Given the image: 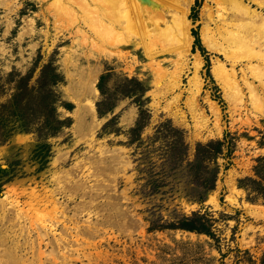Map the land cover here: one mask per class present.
Returning a JSON list of instances; mask_svg holds the SVG:
<instances>
[{"label":"rangeland","instance_id":"rangeland-1","mask_svg":"<svg viewBox=\"0 0 264 264\" xmlns=\"http://www.w3.org/2000/svg\"><path fill=\"white\" fill-rule=\"evenodd\" d=\"M80 1L0 0V74L26 72L33 81L51 62L60 74L53 87L62 119L53 133L14 130L0 140V264L160 263V249L178 240L190 241L200 256L192 264H259L264 86L248 64L264 67V61L254 56L249 63L240 47L230 49L217 30V10L225 4L214 0L190 3L187 50L141 26H118L127 43L107 45L117 29L104 32L99 21L112 20L110 0H86L88 11ZM157 2L138 10L127 3L120 18L127 22L135 12L147 27L170 23L174 3ZM205 7L213 13L212 36L228 46L227 54L201 38ZM233 57L240 60L234 69L241 96L212 74L213 63L231 68ZM243 75L260 98L248 91ZM2 86L0 99L10 90ZM215 140H221L211 144L218 151L195 157L197 142ZM213 172L211 187L194 182ZM192 212L210 218L215 237L166 227Z\"/></svg>","mask_w":264,"mask_h":264},{"label":"bare ground","instance_id":"bare-ground-1","mask_svg":"<svg viewBox=\"0 0 264 264\" xmlns=\"http://www.w3.org/2000/svg\"><path fill=\"white\" fill-rule=\"evenodd\" d=\"M157 1L158 0H110L109 3H110V5H112V9H111L112 11L110 12V14L112 15V18H111L112 20L109 21L110 27H109V24L105 23L108 21L107 18H106L107 21H105L104 23H101L102 20L99 21L100 24L102 25V26L100 25L101 26L100 29L103 30L104 28H106V29H104V32L109 30L111 28V26L113 27V29L114 28L117 29V31H116L117 36L110 37V34H109V36H108L109 40L106 41L108 43L107 45H110L112 47H118L122 43H127L126 42L127 40H125L127 38L124 39L122 37V35H120L119 27L122 29H128V30L130 29V31L131 30L133 31V29H136L138 26H141L142 29H144L145 33L148 32L146 30L151 29V32L149 31L150 34L149 33L148 34L151 35L152 37L163 39L165 42H171V43L173 42L175 45H177L176 47L178 48V50H181V49L187 50V48H189L190 40H191V33L189 31L190 30L189 29L190 21L188 19L187 12L189 11L188 8H189V5L192 2V0H168L171 2V4L174 3L176 5V7H175V6H173L174 4H172L173 9L169 10V11H171L170 23H167L166 21L163 20V24H161V25L155 24L157 26L151 25L150 27H147L148 24L146 22L143 23V25H141L142 24L141 23V17H139V19H140L139 20L138 17H136L137 14H135V12H134V15L132 14L134 16L132 20L129 19V21L126 22V20H128V17L126 19L122 20L126 16V15H124L123 12L125 11L124 7L127 3L134 4L137 7L136 9L138 10V7H139L138 5H140L143 9L144 8L148 9V7H152V6L154 7V5L158 6L159 4ZM214 1H217V3L225 4L224 6H221L217 10V14H216L217 20L222 21V24L221 25L216 24V25H217V30L221 33V35L225 34L224 35L225 37L223 39L227 40V45H229V46L235 45L238 48L240 47L244 51L243 54L246 55V57H247L246 60H247V62L249 61V63L251 62L250 57H254V56H256V57H258L264 61V11H262V9L264 10V0H214ZM80 2H81V4L80 3L79 4L82 5V8L83 7L85 9L87 8V11H88V9L92 8L89 6L88 1L81 0ZM94 2H95V0H94ZM249 2L260 7L261 10L258 11L255 8H251V6L249 5L250 4ZM74 3H75V1H74ZM97 3H98V0H97ZM58 4H59V2H58ZM59 5H61V4H59ZM80 5H79V7H81ZM103 5H105V4H103ZM61 10L65 11V12L71 11L66 6H62ZM91 10H93V9H91ZM149 10H150V8H149ZM141 11H142V9H141ZM90 12H92V11H90ZM145 12H146V10H145ZM159 13L161 14L162 12H159ZM71 14L72 13H70V15ZM73 14H74V12H73ZM125 14H126V12H125ZM212 14L213 13L211 12L210 8L205 7V12L203 14L205 17H203V18H206L207 22H204L203 26L201 27V31H200L201 38L207 44V47L209 49H212V50L220 49L221 51L225 52V54H227L229 51L228 50L229 48H227L228 46L226 45L227 46L226 47L224 45L216 43L214 40L215 38H213V36H212V33H211L212 31L210 30V26L208 24L209 20L212 19ZM66 15L68 16V14H66ZM146 15H147V13H146ZM120 17H123V18H120ZM142 19H143V17H142ZM162 19H164V18H162ZM162 19H160V20H162ZM143 20H145V19H143ZM144 24H145V26H144ZM102 27H104V28H102ZM110 31H115V30L111 29ZM111 34H113V33H111ZM119 35H120V37H119ZM106 39H108V38H106ZM230 49H231V46H230ZM230 52H231V50H230ZM239 56H241V55H239ZM238 58L237 57H233V59L231 58L232 59L231 60V68H227V66L225 67L224 64L221 61L218 62L219 61L218 60L215 63H213V67L211 69L213 72L212 74H214V76L219 79L220 83H222L225 86L231 87L235 91L236 94L241 96V88H240V85L238 83V80L236 79V76H235L236 71L234 69V65L236 64V62L240 61ZM195 60H196V62H195L196 66L195 67H197L199 65V62L201 61L199 58V55L197 53L195 54ZM248 67L254 71V73H255L254 75H257L259 77L258 81L260 80V82L264 86V70H263L264 67L260 64H257V63L256 64L250 63V64H248ZM177 74H176V76H178ZM245 76L243 75L241 78L244 80V83L247 85V87L249 89V90L248 89L247 90L249 92H251V94H253L254 98H256V99L260 98V97H258L259 95H257V93H256V90H255L256 88L253 87L251 82H249ZM172 78H174V77H172ZM176 79H174V80H176ZM173 84L175 85V83H173ZM197 89H199V88H197ZM94 91H96V90L94 89ZM196 94H198V93H196ZM176 95H178V94H176ZM175 96H174V98H175ZM234 96H237V95H234ZM238 97L239 96H237L234 99H237ZM232 98H233V96H232ZM191 103H192V106L190 104V107H191L192 111L195 113L196 111H198L197 110L198 105H196L195 101H193ZM211 105H212V103H211ZM213 107L214 106L212 105L211 110H213L214 113H217L216 107H214V108Z\"/></svg>","mask_w":264,"mask_h":264},{"label":"trees","instance_id":"trees-1","mask_svg":"<svg viewBox=\"0 0 264 264\" xmlns=\"http://www.w3.org/2000/svg\"><path fill=\"white\" fill-rule=\"evenodd\" d=\"M192 33L194 35L193 43H197V33L194 30ZM0 78V88L4 83L10 84L7 95L0 99V140L5 139L14 130L30 128L35 130L39 136H43L53 133L62 124V119L55 114L54 103L57 94L53 87L60 79V74L51 62L43 63L40 66L33 81H29L26 72L20 73L16 70H9L4 75L0 74ZM98 111L100 112V110ZM211 144H221V140L197 142L194 148L195 157L211 153V151H218L216 145L211 146ZM45 145V143H40L38 146ZM214 179L215 172L211 174V178L198 180L194 176V182L204 189L211 187ZM262 195L264 196V193ZM166 227L204 232L209 236H214L210 218L200 212L183 214L175 221L166 224ZM153 228V226L147 227L148 230ZM190 244V241L178 240L171 247L161 248V262H150V264H192L196 260H200V256L195 254L196 252ZM259 264H264V253L260 257Z\"/></svg>","mask_w":264,"mask_h":264}]
</instances>
